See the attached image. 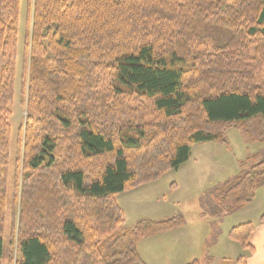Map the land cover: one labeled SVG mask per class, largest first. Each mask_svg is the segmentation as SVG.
Listing matches in <instances>:
<instances>
[{
    "label": "trees",
    "instance_id": "1",
    "mask_svg": "<svg viewBox=\"0 0 264 264\" xmlns=\"http://www.w3.org/2000/svg\"><path fill=\"white\" fill-rule=\"evenodd\" d=\"M19 8L0 0V264ZM26 16L15 264H145L138 243L184 221L124 230L114 197L230 127L264 143V0H27ZM257 160L224 185L223 201L243 188L231 208L264 183ZM253 231L230 233L250 255Z\"/></svg>",
    "mask_w": 264,
    "mask_h": 264
},
{
    "label": "rangeland",
    "instance_id": "2",
    "mask_svg": "<svg viewBox=\"0 0 264 264\" xmlns=\"http://www.w3.org/2000/svg\"><path fill=\"white\" fill-rule=\"evenodd\" d=\"M27 0H20L16 66L13 99L10 105V141L6 204L3 214V255L1 264H15L16 236L12 220V197L21 192L23 172H15L17 138L27 116L20 104L23 71V44L26 30ZM4 60L0 57V68ZM20 144V151L23 147ZM264 152V143L249 141L243 132L230 127L223 133V142L194 144L189 157L178 170H169L156 180L139 185L114 197L122 216V229H130L141 220L159 222L181 216L184 224L177 229L142 239L137 246L145 264H187L197 260L201 264H246L248 250L230 238L233 228L251 224L258 228L264 216V183L255 190L253 198L242 206L231 208L232 199L242 195L243 188L221 199L224 185H233L236 179L249 171ZM223 190V191H222ZM15 233V234H14ZM13 235V238H12ZM16 235V236H15Z\"/></svg>",
    "mask_w": 264,
    "mask_h": 264
},
{
    "label": "crops",
    "instance_id": "3",
    "mask_svg": "<svg viewBox=\"0 0 264 264\" xmlns=\"http://www.w3.org/2000/svg\"><path fill=\"white\" fill-rule=\"evenodd\" d=\"M250 243L254 253L247 257L246 264H264V222L258 228H254Z\"/></svg>",
    "mask_w": 264,
    "mask_h": 264
}]
</instances>
